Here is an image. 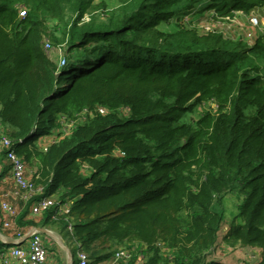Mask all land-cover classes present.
<instances>
[{"label":"trees","instance_id":"1","mask_svg":"<svg viewBox=\"0 0 264 264\" xmlns=\"http://www.w3.org/2000/svg\"><path fill=\"white\" fill-rule=\"evenodd\" d=\"M203 4L227 14L264 0H0V131L44 188L18 196L11 226L0 205V235L66 231L90 264L135 244L143 264H225L212 254L238 192L223 245L264 264V33L248 45L188 27ZM45 38L65 47L61 68ZM43 195L69 214H34ZM10 245L0 236V260Z\"/></svg>","mask_w":264,"mask_h":264},{"label":"built area","instance_id":"2","mask_svg":"<svg viewBox=\"0 0 264 264\" xmlns=\"http://www.w3.org/2000/svg\"><path fill=\"white\" fill-rule=\"evenodd\" d=\"M243 10H235L234 14H241ZM26 11L20 10V15L24 16ZM233 14V15H234ZM232 15V16H233ZM231 15L225 16L221 18L223 23L219 22V25L228 24L229 26H234L237 24V17ZM264 21V20H263ZM206 23V22H205ZM202 23L200 26H195L198 30L201 29L205 31V33L213 32V33H221L225 37L231 38L233 40H243L245 41L246 38L249 36H253L254 32L253 29L256 28L257 31L264 30V27H261L260 19L253 14L249 15L247 21V27L244 28L243 24H241V30H243L244 36H229L227 35L224 30H221L215 27L213 24H205ZM264 32V31H263ZM259 35L257 36V38ZM46 50H50L53 48L51 42L46 40ZM247 42V41H245ZM255 43V42H254ZM254 43L247 42L248 45H253ZM62 65L66 63V60L63 58L61 61ZM60 68V66H59ZM98 112L102 114H106L107 110L103 107L98 108ZM83 118L85 116L83 115ZM64 132L67 133L70 127L75 125V122L72 121L69 125L65 123ZM21 141V140H20ZM54 142V137L49 136L45 137L41 140L42 149L46 151ZM0 152H5L6 159L9 161L11 166V174L14 180L15 186L17 190L15 194L18 196L20 195L22 199L25 201H29L36 196H40L44 193L43 186H38L35 182H33L28 176V169L26 163L21 157L17 150L14 141L4 132L0 131ZM20 191H22L20 193ZM0 205L4 212L9 216V220L5 222V226H11L15 223L16 216L18 214V210L14 207L11 203L0 200ZM59 206V213L60 214H69L71 202L66 203L64 205L57 199L54 195H43L38 199L37 202L33 205V212L34 214H42L44 211L54 207ZM69 229L72 230V226H69ZM28 234H30L29 238L24 239ZM134 249V248H132ZM127 248L119 249L111 259L107 260V264H129L132 258L131 250ZM48 248L42 238L41 232L37 229L33 228L30 229L29 232L24 235L20 236L19 238L13 241L12 246L7 249V252L1 256L2 264H44L48 260ZM78 257V264H90V259L87 253L79 248L77 252ZM144 262V255L140 252L137 255V259L135 264H143Z\"/></svg>","mask_w":264,"mask_h":264},{"label":"rangeland","instance_id":"3","mask_svg":"<svg viewBox=\"0 0 264 264\" xmlns=\"http://www.w3.org/2000/svg\"><path fill=\"white\" fill-rule=\"evenodd\" d=\"M102 1H104L107 4L108 9H112V8L119 6L121 2V0H96V3H99ZM201 9L202 10L200 11V13L196 15H188V17L185 18V21L189 23V25L187 24L188 27L193 28L197 25L200 26L202 23L206 22L205 24H213L215 27L221 30H224V32L229 36H233V37L240 36L241 37V36H244L243 30H241V27H242L241 24H243L244 28L247 27V21H248L250 14H253L254 16L258 17L261 22V27L262 28L264 27V21H263L264 20V4L254 6L251 8L250 11L243 10L241 14H236V13L234 14L235 10L227 14H222V13L217 12L216 10H208L207 5L205 4H203ZM228 15H231V16L233 15L237 17V24L234 26H229V28H228V24L219 25L218 24L219 22L223 23V21H221V18L228 16ZM171 22H172V26H168L166 28H169V29L174 28L173 26H174L175 21L171 20ZM199 31L201 33H205V31L201 29H199ZM263 31L264 30L257 31L256 28L253 29V32H254L253 36L251 34V36H249V38H246L245 41L249 43L256 42V40L259 38V37L257 38V36L262 35L264 33ZM46 40L47 39L45 38L43 47H44V50L48 58L54 63H56L58 67L60 66L61 68V66H63L61 61L63 58L65 59L66 57L65 47L52 45L53 46L52 49L46 50V45H47ZM27 166L30 170L31 168L36 169V166L34 167H31V165H27ZM243 199H244V196L238 192L229 193L225 197V210H224L225 221H224L223 227L219 234V241L216 246V251L214 254H212V258L217 259V260H222L225 262V264H252L257 260V257H258L256 254H254L253 250H251L250 248H244V247H241L240 245H237L234 247L223 245L224 235L229 230L231 223L241 222V219L239 217V206L243 202ZM57 238H58V241H60L62 246H65V245L68 246V248L70 249L72 253V262L73 264H77L78 262H77V256H76V245L72 243L70 234L64 231L62 232V234L59 233V237L57 236ZM53 241L54 243L56 242L55 240ZM50 247H51V250L49 252H51V257L54 259H57L59 257V250H60L58 249V245L50 246ZM139 253H140V247H138V244H135L134 249L131 250L132 258H131L130 263L135 264L137 255ZM1 264H2V261H1Z\"/></svg>","mask_w":264,"mask_h":264},{"label":"crops","instance_id":"4","mask_svg":"<svg viewBox=\"0 0 264 264\" xmlns=\"http://www.w3.org/2000/svg\"><path fill=\"white\" fill-rule=\"evenodd\" d=\"M3 153L5 152H0V175L3 173V162H4V157ZM5 156V155H4ZM5 161H7L6 156H5ZM9 162V161H8ZM27 176L29 178L32 177V170H28ZM17 190V187L15 186L14 180L12 178L11 174V169L9 170V173L0 176V199L5 200L13 205L18 204V195L15 194ZM46 232H41L42 238L48 248V260L44 264H73L72 262V253L68 246H62L60 241H58L57 236L59 237V232L56 229H52L50 227L44 228ZM57 235V236H56ZM1 236V241L3 243H8L11 244L10 246H5L4 248L9 249L13 241L15 240L13 237H8L5 235H0ZM55 240L56 242L54 243ZM58 245L59 250V257L57 259H54L51 257V250L50 246H56ZM77 262H78V257H77ZM78 264V263H77ZM99 264H107V261H104ZM133 264V263H130Z\"/></svg>","mask_w":264,"mask_h":264},{"label":"water","instance_id":"5","mask_svg":"<svg viewBox=\"0 0 264 264\" xmlns=\"http://www.w3.org/2000/svg\"><path fill=\"white\" fill-rule=\"evenodd\" d=\"M35 229H37L40 232H46V230L44 228H35ZM29 236H30V234H28L24 239L29 238Z\"/></svg>","mask_w":264,"mask_h":264}]
</instances>
